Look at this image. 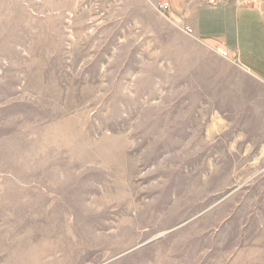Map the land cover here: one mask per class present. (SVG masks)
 I'll return each mask as SVG.
<instances>
[{"label": "rangeland", "instance_id": "1", "mask_svg": "<svg viewBox=\"0 0 264 264\" xmlns=\"http://www.w3.org/2000/svg\"><path fill=\"white\" fill-rule=\"evenodd\" d=\"M157 2L0 0V264H264V84Z\"/></svg>", "mask_w": 264, "mask_h": 264}, {"label": "crops", "instance_id": "2", "mask_svg": "<svg viewBox=\"0 0 264 264\" xmlns=\"http://www.w3.org/2000/svg\"><path fill=\"white\" fill-rule=\"evenodd\" d=\"M177 21L193 30L190 38L212 46L223 44L250 77L264 84V60L255 56L250 42L241 49L240 27L253 28L254 23L264 27V0L257 8L246 7L238 0H171ZM258 21V22H257ZM249 31V30H248ZM241 61V63H240Z\"/></svg>", "mask_w": 264, "mask_h": 264}, {"label": "built area", "instance_id": "3", "mask_svg": "<svg viewBox=\"0 0 264 264\" xmlns=\"http://www.w3.org/2000/svg\"><path fill=\"white\" fill-rule=\"evenodd\" d=\"M240 4L246 6V7H251V8H257V4L259 0H238ZM172 2L171 0H158L157 2V10L159 13L166 19L169 20H176L175 23H177L182 31L189 37L193 35V30L191 28L186 27L183 25L180 21H177V17L174 15V11L172 10ZM213 51L221 58H224L229 61H238L237 55L232 56L231 53L225 48L223 44L220 43V45H216L213 48ZM239 63V61H238Z\"/></svg>", "mask_w": 264, "mask_h": 264}]
</instances>
